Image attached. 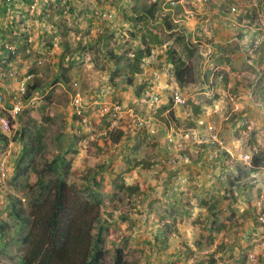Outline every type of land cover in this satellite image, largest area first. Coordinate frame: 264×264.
<instances>
[{"label": "rangeland", "instance_id": "1", "mask_svg": "<svg viewBox=\"0 0 264 264\" xmlns=\"http://www.w3.org/2000/svg\"><path fill=\"white\" fill-rule=\"evenodd\" d=\"M46 1L50 6L53 5V0ZM114 1L118 2L117 6L110 2L103 3L110 9V19L122 16L121 10L125 5L131 12L128 14L129 18L135 17L141 12L133 10L131 5H143L144 1L149 0ZM150 1L147 4L151 3ZM193 1L195 0H184V3L194 6ZM237 1L240 9L249 7L248 18L253 25L257 23L264 30V0ZM2 3L3 0H0V5ZM18 3V0H14L10 4L6 12L8 20L6 15L0 14V39L3 35L7 37L5 43L0 41V71L9 76L8 82L2 81V85L7 86L9 92L5 94L9 95L11 91L17 90L18 85L28 76L30 80L27 81L30 83L27 82V89L37 84L32 93L40 95L42 100L33 111H28L37 121L44 123L46 149L43 154L36 156L32 164L33 152L25 149L27 141H20L18 132L22 125L31 130L34 128L29 122H21L18 117L13 121L11 133L5 134L9 139L8 144H0V157L6 158L9 171L8 184L0 186V221L8 218L7 210L11 204L9 195L20 197L23 204L19 206L29 208L33 197L30 186L35 185L38 179L37 170L44 168L46 162L56 160L59 162L57 167H61L63 173L70 162L72 166L67 176V185L72 190H83L86 195L93 192L97 194V199L102 201L98 211L105 223L106 248L111 251L117 247L124 248L127 264H264V233L257 222L259 200H264V165L252 174L246 173L248 169L243 166L237 155L240 151L252 154L264 149V124L261 123L262 117H257L264 107L263 103L259 106L256 104L257 97L261 99L259 94L264 92V31L261 37L260 34L255 36L251 34V30L244 29V35L247 36L241 40H245L241 44H235L240 49H227L231 54L229 58L235 61L237 67L231 75L227 74V83L225 81L224 85L212 92V101L209 98L207 100L210 106L216 100L217 103L223 101L226 107L225 118L217 120L218 133L219 137L226 141L228 148L225 151L231 157L221 160V163L211 167L207 173L206 169L198 168L200 151L196 145L202 144H186L188 150L178 147L176 153H173L172 149L169 153L179 157L180 164L183 162L188 166V170L191 169L187 171L190 174L182 172L188 177L186 186L175 189L166 181L160 185L159 182L164 180L161 176L162 181L156 178L152 187H148L145 182L147 175L144 172V163H149L152 158H159L156 157L158 149H169L174 145L168 140L173 124L169 123L167 112H164L163 108L166 105V94L162 91L164 87L159 88L161 90H151L147 81L148 75L145 73L149 71L148 68L135 74L132 82L127 81L129 78L122 70L127 62L122 57L132 56L133 49H138L144 40L143 34L139 32L134 36L133 27H123L121 31L124 36L119 42L125 43L126 49H111V44L107 45L108 41L111 43L108 37L105 38V49L96 48V42H93L89 49H79L80 38L70 40L61 37H53V43L56 41L58 44L55 47L50 39L52 36L42 41L43 45H46L45 49H35L36 38L39 37V20L34 21L28 7L21 12V5L18 6ZM39 3L42 4L43 0H39ZM179 3L178 0L177 4ZM50 6H45L47 9L51 8V12L46 11L47 15H76L78 24L81 19L85 22L87 17L98 19L102 13L106 14V7H101V0H62L61 5L57 2L54 7ZM41 9L34 14L45 15ZM110 12L112 16H109ZM28 17L33 20L27 26L23 21H27ZM75 20L72 23L78 25ZM235 22L237 23L236 20ZM111 23L109 22L108 26ZM28 28L33 39L29 44L32 45L24 42L18 46L13 45L19 43L20 37H25L22 32H28ZM149 29L160 32L154 25ZM228 30L227 37H232V33L237 35L235 25L228 24ZM64 41L70 48L63 49L61 43ZM5 44L9 51L3 49ZM116 44L118 40H115ZM129 46L132 49L128 48ZM180 52L182 49H165L159 60L166 62L167 56L170 59H182ZM254 54L260 57L263 55V59L255 65L249 62V59L255 57ZM222 58L224 60L227 57ZM188 60L186 58L184 63L193 74L197 67ZM158 67L160 68V65ZM32 69L37 71L32 72ZM189 76L191 77V73ZM113 80L116 84H113ZM189 87L190 91L185 93L186 96L198 91L194 82ZM168 89L174 95L175 91ZM117 90L123 91L124 98L117 97ZM177 91L184 93L181 89ZM77 94L81 96L85 116L91 119L90 131L87 129L89 132L84 134L76 131L81 128L78 121L80 118L75 115L73 107V98ZM49 96L50 99L47 98ZM115 101L149 116L146 117L149 119L146 127L136 128L133 132L127 131L129 135H125L118 145L112 143L110 137L98 135L108 126L109 121L102 107ZM5 107L8 108L7 104ZM255 107L259 109L255 110L253 116L250 111ZM46 116H49L47 120ZM256 117L260 120L257 121ZM121 119H118L117 126H122ZM256 121L262 125L258 127ZM182 125L184 129L189 127L191 118L187 116ZM150 127L152 128L149 129ZM119 129L122 130L121 127ZM133 133L138 135L137 139L130 138ZM179 141L182 143L184 140L181 137L177 140ZM125 152L128 153L127 158L122 156ZM24 168L26 173L22 174ZM16 172H21V175L17 176ZM53 176V172L46 175L45 183ZM122 182L125 187L120 188L118 184ZM132 185H137L139 191L146 194V197L143 195L141 204L133 203L132 195L126 190V186ZM212 202L217 205V214L209 209ZM159 226L163 230L161 236L158 235ZM218 226H222L220 231L216 229ZM10 235L18 236L13 229ZM18 241L11 240L0 254L1 264L18 263V258L13 256L22 252L23 246H20ZM200 243H203V247H199ZM213 257L216 258V263H213ZM107 259L110 264L113 256L108 255Z\"/></svg>", "mask_w": 264, "mask_h": 264}, {"label": "crops", "instance_id": "2", "mask_svg": "<svg viewBox=\"0 0 264 264\" xmlns=\"http://www.w3.org/2000/svg\"><path fill=\"white\" fill-rule=\"evenodd\" d=\"M104 2H110L111 4H116V6L118 5V2L114 0H110V1L101 0V5H102L101 7L102 8L106 7L105 8L106 14L102 13L103 15L101 17L100 16L98 17L99 20L93 19V17H87L86 21L84 22L81 19L80 24H78L79 22L75 20L76 15H73V17L71 15L58 16L57 13L47 15L46 11L51 12V8L47 9L45 8V6L46 5L50 6L51 4L46 0L45 2L43 0L42 4L39 3V0L37 2L34 1V3L36 4V9L30 13L33 14L32 16L33 19H35L34 21L39 20L38 23L39 37L36 38L35 49H45L44 47L46 45L44 46L42 41L46 37L51 36L52 34L56 39H58V37H61L63 39L69 38L70 40L80 38L81 41H79V45H80L79 49H89L93 46L92 45L93 42L97 43L96 48L105 49L106 37H108L111 40V43L110 41H108L107 43V45L111 44L110 45L111 49H126V44L120 43L119 40L121 39V37L124 36L121 31L122 28L125 27L126 25H128L131 28L130 21L128 20V18L124 19L123 16H119V18L115 16L114 18L110 19L108 17V12L110 11V9L107 6L103 5ZM148 2L144 1L143 5H139V6L135 3L131 6L134 8L133 10L135 11L139 10V12H141L144 5L147 4ZM179 2L180 3L177 4L178 6L180 5L178 8H176L177 5H175L174 7H172V9H169V7H171L170 4L164 3L161 0L158 1L156 14L154 15L153 18H149V20L152 21V25H150V28L153 25L155 27L161 26L163 27L164 31L168 34V36L164 38H160L162 37L161 36L162 31L158 27L160 31L158 32L159 35L158 34L152 35L151 33H148L145 38L143 37L144 40L140 44L142 45L143 43L148 42L152 46V49H163L164 51L165 49H182V52H180V55L182 56V60L186 61V58L187 60L189 59L190 61H192V65L197 67V69L196 71L195 70L193 71L192 69L193 74L191 72V77L189 75L184 76L183 81L180 82L174 71V63L172 62L173 60L170 59L169 56H167L168 59L166 62H163L164 60L161 61L159 60L157 64L149 67L148 68L149 71L145 73L148 75L147 81H149L151 90L153 89L161 90L159 88L164 87L162 88V91L164 94H166V101H165L166 105H164L163 108H165L164 112H167L169 123H171V125L173 124L171 126L173 128L170 131L178 132V134L184 140L182 142L183 145L181 144V146L179 147H181L182 149H186L188 148L186 144H191L192 142L194 143L199 142L198 144H202V145H196V147H198L197 148L198 151H200V157L197 161L199 162L198 168L199 170L206 169L207 173H209L211 167L221 163V160L223 161L231 157L229 153H226L225 148L218 147L216 144L210 141V134L214 131L218 132V122L214 127L211 122L213 116L211 112V107L214 106L217 102H215L216 101L215 100L211 106L209 105V102H207L208 98L211 99L212 101L213 99L212 97L214 96L212 95V92H214V90L219 86L224 85L225 81L227 80L226 78L227 74L231 75V73L234 71V68L237 67L235 66L236 65L235 61L229 58L231 54L227 51V49H232L233 47L240 49L239 46L235 44L237 43L241 44V42L245 40V39L241 40L242 37H239L240 33H237V35L232 33V37L230 38L227 37L229 34L228 24L232 26L235 25L237 30H239V32L241 33L245 32L244 29L251 30L252 33L251 32L250 33L253 35L254 33L257 32L255 31L256 29H261L262 32L260 31V35L262 36L263 29L261 25L257 26V23L253 25L252 21H250L248 16L245 17L243 15H239L242 22L239 23V25H236V22L233 19V16H231V14L223 13V11H225V7L223 3L220 2L213 4H205L201 0H195L193 1L194 6L191 4L187 5L186 3H184V0H179ZM55 3H57V0L52 1L53 5ZM124 3L125 2H123V4ZM152 3L153 2L147 4V6H152L153 5ZM19 4L21 5L20 6L21 12L26 10L25 9L26 7L30 6L29 3H26L23 0H19L18 6ZM53 5L50 7H54ZM125 6H123L121 12L124 10ZM40 8H42L41 10H43L42 12H44L45 15L37 16L36 14H34L35 12L38 13ZM5 15L8 20V14L6 13ZM46 15L48 16L47 18L45 17ZM63 18H67L68 21L67 19H63ZM33 19L28 17L27 21H23V23L25 25L27 24L28 26V24ZM73 20H75V23H77L78 25L73 24L72 23ZM109 22L112 23L108 26ZM169 24L172 25L173 27L172 29L168 27ZM100 25L103 26L102 30L99 28ZM27 31L28 32L26 31H24V33L22 32L25 37L23 38L20 37L19 43L16 42L13 45L18 46V44L23 42L25 44H29V41L32 43L33 39H31L32 38L31 31L29 28L27 29ZM105 31L106 34L103 37V39H98V35L102 34V32L105 33ZM155 32L157 31H154V33ZM247 33H249V31H247ZM159 38L161 39V41H158ZM115 40H118V44L116 45H115ZM53 44L55 45V47L56 45H58L56 41H54ZM61 45L63 49L70 48L69 44L65 41L64 43H61ZM29 47L28 49H30ZM128 48L132 49L131 46H129ZM254 56L255 57H252V59H249V62L255 65L258 64V61H260L261 58L256 54H254ZM196 57L198 60L196 59ZM222 57H227V58L222 60L223 59ZM158 65H160V68L158 67ZM193 82L196 85V88H198V91L192 93L191 96H186L185 93H188V90L190 89L189 86L192 85ZM173 85L174 87H171ZM168 88H171V90L173 91H177V89L178 90L181 89L184 92L183 95L188 99V101L185 104H178L175 103V101H173V104L170 103L167 104V102H169L167 98L168 93H169V97L173 96L171 91H169L170 89ZM117 91L118 92L116 93V95L118 96V98H124L123 91H119V90ZM259 97L261 99H258L257 97L256 104L259 106L263 103L262 105L264 107V92L260 93ZM191 101L200 108V112L197 115L194 113L193 103L191 104ZM256 109H259V107L258 108L255 107L254 110L250 111L251 115L253 116L255 115ZM170 110H173L175 112V119L170 117ZM137 112L138 114L144 115L145 117H149L145 114H142L140 110H137ZM261 112L262 113L260 115L257 114V117L260 118L262 117L261 123L264 124V116H263L264 108ZM187 116L191 118V125L186 129H184L182 127L183 126L182 123L187 118ZM259 120L260 119H258L257 121ZM127 122H128L127 116L125 115V113H122V119L120 122V124L122 123V126L120 125L119 127L122 128L124 137L125 135L126 136L129 135L127 134V131L133 132L135 130V129H127ZM262 124L257 122L256 125L260 127ZM151 128L152 127H150L149 129ZM76 131L78 133L82 132V134L88 132L87 130H83L82 128H79L78 130L76 129ZM258 135H260V133H258ZM133 137L137 139L138 135L133 133L130 138L132 139ZM116 145L118 144L116 143ZM177 148L178 146L174 145L173 147H169V149H162V150L158 149V151H156V154L158 156L156 157L159 158H152V160L150 161L166 159L172 155V153H169L170 150L173 149L174 151L173 153H176ZM127 154L128 153L125 152L123 153L122 156L125 157L127 156ZM219 155L220 156L223 155V156L219 157ZM180 166L182 172L184 173H188L187 171L191 170V169L188 170V166L184 165L183 162L180 164ZM205 166L207 168H205ZM146 170L147 169H145L144 172L146 173V175H149L150 173L147 174ZM194 171H196V169H194ZM162 177L164 179L166 178L164 176ZM182 186H186V184Z\"/></svg>", "mask_w": 264, "mask_h": 264}, {"label": "trees", "instance_id": "3", "mask_svg": "<svg viewBox=\"0 0 264 264\" xmlns=\"http://www.w3.org/2000/svg\"><path fill=\"white\" fill-rule=\"evenodd\" d=\"M13 1L14 0H3V3L0 5V14L5 15ZM23 1L32 5L35 0ZM158 1L160 0L153 2L152 6H147V4H145L144 9L141 11L143 14L139 13L135 17L131 18H129L131 13L130 9L128 7H124L122 16L124 19L128 18L130 21L131 27L134 29L132 32L134 36L139 32L143 34L142 36L144 38L148 33H151L152 35H159L158 32L154 33V31L149 29L150 25H152V21H150L149 18H153L156 14ZM161 1L170 4L169 0ZM57 2L61 5L62 0H57ZM233 3L238 5L239 2L237 0H227L226 3H223L224 7H226V10L223 11V13L231 14L233 19L237 21L236 25H239V23L242 22L239 15L230 13L229 10ZM245 9L247 12L244 13V11H242L240 15L246 17L250 14V11L249 7H245ZM257 26L260 25L257 24ZM158 27L162 31V37L160 38L167 37L168 34L164 31L163 27ZM168 27L170 29L173 28L170 24ZM99 28L102 30L103 26L100 25ZM237 31V33H240L239 37H244V32L241 33L239 30ZM255 31L257 32L254 33V35L257 36L260 34L261 29H256ZM105 34L106 31L105 33L102 32V34L98 35V39H103ZM51 36L52 38L50 39L53 43L54 35ZM160 38L158 41H161ZM6 39L7 37L3 35L0 41L5 43ZM50 39H48V41H50ZM5 46L6 44L3 46V49L5 51H9L5 48ZM153 50L152 46L146 42L142 45L140 44L138 49H133L134 52L132 53V56L125 55L126 57H122L127 60L125 65H123L124 67L122 70L129 78L127 80L128 82L133 81L132 77L135 74L144 71L142 59L146 55H150ZM258 50L263 51L262 49ZM260 58L262 60L263 55H261ZM172 60L176 76L179 81L182 82L184 76H188L191 73V70L187 65H185L182 59L175 57ZM118 68L121 69L120 65H118ZM31 71L36 72L37 69H32ZM112 82L113 84H116L115 80ZM34 88H37L36 83L32 85V88L28 89L24 96L25 99H30L34 96V93H32ZM47 98L50 99V96ZM168 101L173 104L174 96L168 97ZM35 104L37 106L39 105L38 102H35ZM193 108L194 113L197 115L200 112V108L194 103ZM33 109L34 107L32 106L26 108L18 117L21 122H29V125H32L34 128V130H31L28 126L22 125L21 128L19 127L20 131L18 132V139L20 141H27L25 149L29 152H33L34 159L32 164L35 162L36 156L43 154L46 149V143L44 142L46 129L44 128V123H40L29 114V111L31 112ZM47 117L49 116H46L45 120H47ZM170 117L175 119V112L173 110H170ZM108 126L104 129H107ZM108 137H110V141H112V143H119L123 139L124 133L121 129L115 128L109 131ZM8 142V136L3 134L0 130V144L5 146ZM251 155L252 160L250 164L245 162L241 163L248 169L246 173L252 174L264 165V149L259 152H253ZM236 157L237 156L235 155V158ZM125 158L127 157L125 156ZM169 158L157 160L162 161L163 163V167L158 172V176H166V178L159 183L162 185L166 181L173 188L179 189L180 186L173 184V178L178 175V172H182V169L180 168V164L173 165L168 163ZM153 163L154 160L149 161V163L146 164L144 163V166L146 167L145 169H147V174L150 173L147 175V178L151 175L149 170L153 169L151 166ZM56 164H59V162L52 160L50 163L46 162L44 168L37 170L38 179L35 185L30 186V189L33 190V197L29 203V208L25 209L19 206V204H23L20 197L19 199L15 195H9L8 198L11 200V204L7 210L8 218L1 219L0 221V254L4 252L11 240L14 239L19 240L18 242L23 246L21 255H13L20 257L19 263L16 264H108V255L113 256L110 264H127L124 248L117 247L114 251L106 248L105 223L98 211L102 206V201L97 199V194L95 192L86 195L81 189H70V186L67 185V176L69 175V171L72 166L71 163H67L66 171L64 173L62 172L61 167H57ZM32 167L34 169V165H32ZM51 172L54 173V176L48 180V183H45L46 175H49ZM25 173L26 169L24 168L22 169V174ZM16 175L20 176L21 172H16ZM123 182L121 184L117 183L120 188L125 187ZM184 184H187V182ZM152 185L153 183L147 184L148 187H152ZM126 190H128L130 195H132L133 203L141 204L144 199L143 195L146 197L145 193L142 194L139 191L137 185L126 186ZM209 209L212 213L214 212V214H217L215 212L217 205L214 202L209 204ZM262 210L264 211V204ZM216 222L217 221H215V223ZM257 222H259L261 226L259 215ZM12 229L18 236L10 235ZM216 229L220 231L222 226H218ZM162 232V227L159 226L158 235L161 236L163 234ZM202 244L203 243H200L199 247H203ZM212 261L213 263H216V258L213 257Z\"/></svg>", "mask_w": 264, "mask_h": 264}, {"label": "built area", "instance_id": "4", "mask_svg": "<svg viewBox=\"0 0 264 264\" xmlns=\"http://www.w3.org/2000/svg\"><path fill=\"white\" fill-rule=\"evenodd\" d=\"M8 1H10V0H8ZM169 1H170V5H171V7H169V9H172V7H174L177 4V0H169ZM201 1L205 4H213V3H217V2H220V3H226L227 2V0H201ZM35 6H36L35 3L32 4L31 10H34ZM240 8L241 7L239 5L233 3L231 5V7L229 8V10H230V13L239 14V15L241 14L242 11H244V13L247 12V10L245 8H243V9H240ZM109 16H112V13H109ZM161 54H164L163 49H154L150 55H146L145 57H143V59H142L143 67L149 68V67L157 64L159 61V56ZM131 55H133V54H131ZM5 75H6L5 73L0 71V77L5 76ZM19 89L22 92L26 90L24 83H21V86ZM173 96H174L175 103L185 104L188 101V99L182 93H179L177 91L174 92ZM39 98H40L39 95H35L30 100L32 103H35L39 100ZM4 100H5V96L0 93V106H2ZM11 100H12L13 105L10 109V114L12 117H16L22 111V109L24 107V102H23V99L21 98V96L19 94L14 95ZM73 102H74V106H75V110H76L77 114L81 115L82 111H83V108H82L83 104H82V99H81L80 94H77V96L74 97ZM102 110L104 111L105 115H108L107 119L109 120L108 121L109 126L107 127V129L101 130L98 133L99 136H108L110 130H113L115 128H119V125L117 126V121L119 118H122V113H125V115L127 116V120H128L127 129H136V128H140V127L144 128V127H146V125L149 124L148 118L142 116L141 114H138L136 109L123 105L120 101H115L111 105H103ZM211 112L213 115L211 122H212V125L214 127L217 124V120H221V119L225 118V116H226V107L224 106L223 101L220 103H216L214 106H212ZM82 122L85 126H88V125H90L91 120L89 117L83 116ZM0 123H1V126L4 130H6V131L10 130V119H9V117L0 115ZM180 138H181V136L176 131L171 132L168 136L169 142L172 143L173 145H177L178 147L181 146V144H182V143H180V141L177 142V140H179ZM210 141L212 143L216 144L218 147L225 148V149L228 148L227 147L228 145L223 141V139H221L219 137V134L217 131H214L210 134ZM237 155H238V159L240 161L245 162L247 164L251 163V160H252L251 153L240 151L239 153H237ZM180 161H181L180 158L177 156H170V158L168 159V163H171L173 165H179ZM151 166L153 167V169L149 170L151 172V175L146 180V184L152 183L153 181H155L157 179L162 181L161 176H158V174H159L158 172L163 167L162 161L155 162V160H154V163ZM8 174H9L8 166L5 164L4 161L0 162V181H2V183L6 182V177L8 176ZM187 181H188V177L185 176V174L182 172H178V175L173 178V184L176 186H182ZM263 202H264V200H263ZM263 202L261 199L259 200V205H260L259 209L260 210L258 211V215H259V220L261 223V229L264 233V211L262 210V208H263L262 203Z\"/></svg>", "mask_w": 264, "mask_h": 264}, {"label": "clouds", "instance_id": "5", "mask_svg": "<svg viewBox=\"0 0 264 264\" xmlns=\"http://www.w3.org/2000/svg\"><path fill=\"white\" fill-rule=\"evenodd\" d=\"M35 9H36V6H35ZM34 9V10H35ZM28 10H29V12H31V5L28 7ZM33 10V11H34ZM6 74V73H5ZM8 80H9V76H8V74H6L5 76H2V77H0V93L1 94H3L4 96H5V100H4V102H3V104H2V106H0V115L1 116H6V117H9V119H10V130H8V131H6V130H4L3 128H2V126H1V123H0V130L2 131V133L3 134H9V133H11V131H12V124H13V121L17 118V117H19L21 114H22V112L26 109V108H28V107H36L37 105L35 104V103H32L31 102V98L30 99H25L24 98V96H25V94L27 93V91H28V89H27V82L28 83H30L29 81H27V80H30V78H29V76H28V78H26V80L24 81V82H22V83H24V85H25V87H26V90L25 91H20V86H21V83L18 85V88H17V90H14V91H11V93L9 94V95H6L5 93H8L9 91H8V88H7V86L6 85H2V81H4L5 83H7L8 82ZM26 82V83H25ZM17 94H19L20 96H21V98L23 99V102H24V107H23V109H22V111L20 112V114L19 115H17L16 117H12L11 116V114H10V109H11V107H12V105H13V103H12V97L14 96V95H17ZM36 94H34V96H35ZM40 96V95H39ZM76 96V95H75ZM74 96V97H75ZM40 100H42V98H41V96H40V98H39V100L37 101L38 103H40L41 101ZM73 100H74V98H73ZM8 101V102H7ZM5 104H7V106H8V108H6L5 107ZM73 107H74V113H75V115H77V116H79V118L80 119H78V121H79V124H80V126H81V128L83 129V130H89L90 131V125H88V126H85L84 124H83V122H82V118H83V116H85L86 115V111H85V107H84V105H83V111H82V114L81 115H79V114H77V112H76V110H75V106H74V102H73ZM2 109H4L5 111H3ZM105 116H107V115H105ZM86 117H88V116H86ZM90 118V117H89ZM91 120V119H90ZM87 127V128H86ZM88 131V132H89ZM81 134V133H80ZM1 155V154H0ZM2 161H4L5 162V164L8 166V163H7V160H6V158L5 157H0V162H2ZM242 162V161H241ZM9 172V171H8ZM8 177H9V174H8V176L6 177V182L5 183H2V181H0V186H4V185H7L8 184ZM19 245L20 246H22V244L21 243H19ZM22 251H23V248H22ZM22 253V252H21ZM21 253L20 254H13V255H21ZM18 258V263H19V260H20V257H17Z\"/></svg>", "mask_w": 264, "mask_h": 264}]
</instances>
